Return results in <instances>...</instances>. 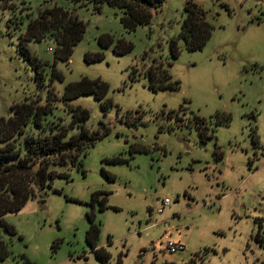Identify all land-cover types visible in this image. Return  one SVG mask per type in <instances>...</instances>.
Masks as SVG:
<instances>
[{
	"label": "rangeland",
	"instance_id": "rangeland-1",
	"mask_svg": "<svg viewBox=\"0 0 264 264\" xmlns=\"http://www.w3.org/2000/svg\"><path fill=\"white\" fill-rule=\"evenodd\" d=\"M185 2L167 0L133 31L109 5L101 13L78 8L86 31L70 58L57 62L51 40L29 42L28 57L18 38L30 17L68 0H15L18 9L0 13V116L27 97L45 101L50 88L61 96L82 77L107 82L113 102L105 109L94 95L74 100L89 109L87 126L105 135L81 169L70 168L69 178H55L4 216L14 233L0 229L9 250L0 264H103L86 240L91 214L109 264H264V0H195L208 12L212 36L174 58L169 41L181 30ZM104 35L113 39L107 46ZM119 40L132 49L116 53ZM97 53L100 59L88 60ZM37 60L45 75L39 82ZM155 62L179 89L148 87L145 72ZM95 192L106 208L92 203ZM169 240L185 250L168 252Z\"/></svg>",
	"mask_w": 264,
	"mask_h": 264
},
{
	"label": "trees",
	"instance_id": "trees-1",
	"mask_svg": "<svg viewBox=\"0 0 264 264\" xmlns=\"http://www.w3.org/2000/svg\"><path fill=\"white\" fill-rule=\"evenodd\" d=\"M166 1L68 0V7L57 4L45 6L35 17L27 15L30 18L26 30L19 35L18 49L31 57L27 47L29 42L51 40L54 43L55 62L67 61L86 31L85 23L77 17L78 8L90 6L94 13H101L104 5H109L120 11V21L124 29L133 31L138 26L150 24L154 10ZM16 9L18 6L15 0H0V13ZM24 9L22 7L20 11ZM184 11L181 30L169 41L170 55L174 58L180 55L182 47L190 51L202 49L214 30L209 22L208 12L195 0H186ZM99 41L101 45L107 46L113 39L110 35H104ZM132 47V43L119 40L115 52L125 54ZM101 57L100 53L87 56L89 61ZM35 69L38 82L44 80L43 66L38 60ZM52 76L62 79L61 73L56 69ZM145 76L148 87L154 92L180 88V82L172 77L161 62L151 65ZM108 92L109 85L101 78L82 77L79 81L66 85L61 96L50 88L45 101L40 97H27L10 107L8 117L0 116V229L13 234L12 227L4 221L7 213L20 210L30 199L51 186L55 178H69L70 168L81 169L83 157L105 133L87 126L90 111L74 103V100L82 95H94L107 109L113 106L112 100L107 97ZM113 160L118 161L119 158L115 157ZM101 196V192H95L92 203L101 201L100 207L104 209L107 199ZM88 219L86 240L98 259L103 264H109L110 255L104 248L98 247L101 223L96 222L94 214L88 215ZM1 234L0 230V260H4L9 250ZM208 253L209 250L205 249V254ZM116 264H122L121 260ZM181 264H196V261L192 258Z\"/></svg>",
	"mask_w": 264,
	"mask_h": 264
},
{
	"label": "built area",
	"instance_id": "built-area-1",
	"mask_svg": "<svg viewBox=\"0 0 264 264\" xmlns=\"http://www.w3.org/2000/svg\"><path fill=\"white\" fill-rule=\"evenodd\" d=\"M169 203H170V200L168 198L161 200L159 202L160 206L157 208L156 212L159 214L162 213L164 208L168 206ZM166 249L170 253H175V252L185 250V246L181 242H175L173 240H169L166 243Z\"/></svg>",
	"mask_w": 264,
	"mask_h": 264
},
{
	"label": "water",
	"instance_id": "water-1",
	"mask_svg": "<svg viewBox=\"0 0 264 264\" xmlns=\"http://www.w3.org/2000/svg\"><path fill=\"white\" fill-rule=\"evenodd\" d=\"M102 129H104V126H102ZM7 232L6 231H4V234H6Z\"/></svg>",
	"mask_w": 264,
	"mask_h": 264
}]
</instances>
